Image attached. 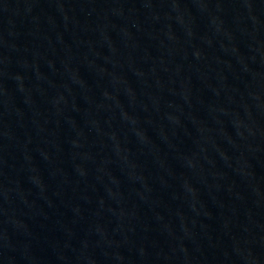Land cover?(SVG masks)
Wrapping results in <instances>:
<instances>
[{
	"label": "water",
	"instance_id": "obj_1",
	"mask_svg": "<svg viewBox=\"0 0 264 264\" xmlns=\"http://www.w3.org/2000/svg\"><path fill=\"white\" fill-rule=\"evenodd\" d=\"M0 264H264V0H0Z\"/></svg>",
	"mask_w": 264,
	"mask_h": 264
}]
</instances>
